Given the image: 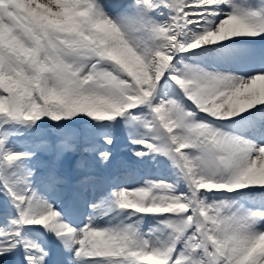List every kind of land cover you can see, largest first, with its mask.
I'll return each instance as SVG.
<instances>
[{
    "label": "snow or ice",
    "instance_id": "obj_1",
    "mask_svg": "<svg viewBox=\"0 0 264 264\" xmlns=\"http://www.w3.org/2000/svg\"><path fill=\"white\" fill-rule=\"evenodd\" d=\"M0 264H264V0H0Z\"/></svg>",
    "mask_w": 264,
    "mask_h": 264
},
{
    "label": "rangeland",
    "instance_id": "obj_2",
    "mask_svg": "<svg viewBox=\"0 0 264 264\" xmlns=\"http://www.w3.org/2000/svg\"><path fill=\"white\" fill-rule=\"evenodd\" d=\"M125 143H126V141H124L123 138L121 137L120 140L118 141V144H117V150L127 152V149L124 148ZM129 155H130V153H129ZM141 167H142V171H149L152 173H156L157 171H164L163 168L157 169V168L153 167V165L147 161Z\"/></svg>",
    "mask_w": 264,
    "mask_h": 264
}]
</instances>
